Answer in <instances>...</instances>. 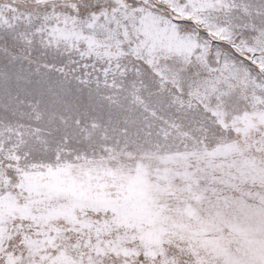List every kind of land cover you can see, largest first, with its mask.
Instances as JSON below:
<instances>
[{"label": "snow or ice", "instance_id": "1", "mask_svg": "<svg viewBox=\"0 0 264 264\" xmlns=\"http://www.w3.org/2000/svg\"><path fill=\"white\" fill-rule=\"evenodd\" d=\"M0 264H264V0H0Z\"/></svg>", "mask_w": 264, "mask_h": 264}]
</instances>
